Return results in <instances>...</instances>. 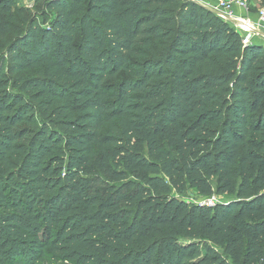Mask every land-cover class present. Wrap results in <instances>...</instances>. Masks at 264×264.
<instances>
[{"label":"trees","instance_id":"1","mask_svg":"<svg viewBox=\"0 0 264 264\" xmlns=\"http://www.w3.org/2000/svg\"><path fill=\"white\" fill-rule=\"evenodd\" d=\"M42 1L0 0V264H264V46L191 0Z\"/></svg>","mask_w":264,"mask_h":264},{"label":"built area","instance_id":"2","mask_svg":"<svg viewBox=\"0 0 264 264\" xmlns=\"http://www.w3.org/2000/svg\"><path fill=\"white\" fill-rule=\"evenodd\" d=\"M249 1L250 0H217L216 5L214 6L205 5L210 7L213 12L235 28V30L239 33L243 44H249L255 41V35H261V37L264 38V32L260 31L258 26L260 21H264V7H262L258 12V21L254 22L248 17V14L250 13ZM235 8H239L244 11L246 13L245 17L236 16L234 14ZM235 18H242L245 26L238 24ZM205 198L207 199L198 203L206 206H212L217 202L214 194Z\"/></svg>","mask_w":264,"mask_h":264},{"label":"rangeland","instance_id":"3","mask_svg":"<svg viewBox=\"0 0 264 264\" xmlns=\"http://www.w3.org/2000/svg\"><path fill=\"white\" fill-rule=\"evenodd\" d=\"M203 4L214 6L217 3V0H199ZM262 8L260 4V0H250L249 1V11L248 17L251 18L254 22L258 21L257 16L259 10ZM17 9L19 12L26 13L27 15H33L35 18L42 22V19L44 17V6L43 1L39 0H17ZM241 13H238L234 10V14L238 17H245L246 13L244 11H240ZM237 20H240L241 23H244L242 18H235ZM260 31L264 32V21H260V24L258 25ZM255 42L259 43L264 46V38L261 37V35H255ZM178 197L185 199L187 202L191 203H198L202 202L203 200L207 199L205 196L197 194V192L190 187H186L183 192H177L175 193ZM217 201H224L227 199V195H218L214 194Z\"/></svg>","mask_w":264,"mask_h":264},{"label":"water","instance_id":"4","mask_svg":"<svg viewBox=\"0 0 264 264\" xmlns=\"http://www.w3.org/2000/svg\"><path fill=\"white\" fill-rule=\"evenodd\" d=\"M191 1H193V2H195V3H197V4L201 5V6H203V7L207 8V9H209V10H212L210 7L206 6L205 4H203L202 2H200L199 0H191Z\"/></svg>","mask_w":264,"mask_h":264},{"label":"bare ground","instance_id":"5","mask_svg":"<svg viewBox=\"0 0 264 264\" xmlns=\"http://www.w3.org/2000/svg\"><path fill=\"white\" fill-rule=\"evenodd\" d=\"M236 21H237L238 24H241V25L245 26V24H244V23H241L240 20H237V19H236Z\"/></svg>","mask_w":264,"mask_h":264},{"label":"crops","instance_id":"6","mask_svg":"<svg viewBox=\"0 0 264 264\" xmlns=\"http://www.w3.org/2000/svg\"><path fill=\"white\" fill-rule=\"evenodd\" d=\"M236 12H238V13H241L240 11H241V9H239V8H235L234 9Z\"/></svg>","mask_w":264,"mask_h":264}]
</instances>
